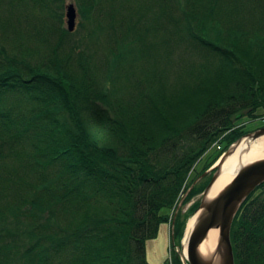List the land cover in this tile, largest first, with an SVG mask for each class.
<instances>
[{"label":"trees","instance_id":"trees-1","mask_svg":"<svg viewBox=\"0 0 264 264\" xmlns=\"http://www.w3.org/2000/svg\"><path fill=\"white\" fill-rule=\"evenodd\" d=\"M78 6L92 33L113 13L104 62L65 45L63 2L0 0V264H150L195 164L264 116V0ZM230 242L264 264V181Z\"/></svg>","mask_w":264,"mask_h":264},{"label":"rangeland","instance_id":"rangeland-1","mask_svg":"<svg viewBox=\"0 0 264 264\" xmlns=\"http://www.w3.org/2000/svg\"><path fill=\"white\" fill-rule=\"evenodd\" d=\"M60 1L63 2L64 12L62 27L67 30L68 33L70 32V35L67 36L64 42L65 45L74 44L77 50H84L90 53L91 58H94L96 62H104L103 60L108 57V54L110 55L108 47H111L112 45L109 41V35L114 31L110 24L113 21V13L111 16L110 14L108 16H104L105 21L103 20V25L99 29L95 30L97 31L96 33L95 31L92 33L90 32V28H88L86 21H84L81 17L78 0H52V2L56 5H59ZM69 4H72L76 10L75 26L71 31L67 28L65 15ZM106 7H108V5H106ZM107 9L110 11L109 8ZM154 9L156 10L157 8L154 7ZM82 21H84V25L80 23ZM64 29L60 30L63 31ZM261 112L262 111H258V115L255 117L241 116L235 120L236 127H240V130L243 131V134L239 136L240 138L246 133L258 130L264 126V116L259 115ZM226 135L227 132L223 133L220 137L222 141L219 142L216 140L210 149L195 164V168L189 175V178H191L196 174L193 177L195 179L191 178L193 181L188 189L179 195L180 198L175 210L169 209L167 211L168 218L166 221L160 223L157 235L146 241V258L150 264L170 263L174 251L180 255L183 264L187 261L186 256H184L182 252L187 222L191 216L198 212L197 209L202 198H204V196L207 195L211 189L212 185L208 189L207 193L204 191L212 180L214 174L217 172L219 168L218 164L227 149L225 148L221 150L222 144L225 145L227 143V140L225 141ZM218 151H220L219 154H217ZM194 188V193L189 195V192ZM176 216H179L183 222V227L179 237H177V234L180 227L177 223L175 226Z\"/></svg>","mask_w":264,"mask_h":264},{"label":"water","instance_id":"water-1","mask_svg":"<svg viewBox=\"0 0 264 264\" xmlns=\"http://www.w3.org/2000/svg\"><path fill=\"white\" fill-rule=\"evenodd\" d=\"M76 10L72 4L66 9V23L68 30L75 26ZM264 135V126L258 130L246 133L231 143L226 149L218 166L228 157L244 139L254 140ZM205 188V193L220 174V169ZM264 181V158L250 162L235 175V177L213 198H202L197 209L198 215L188 236L186 259L184 264H235L230 229L232 221L248 195L257 185ZM211 228L218 229L217 244L209 253H202L200 245Z\"/></svg>","mask_w":264,"mask_h":264},{"label":"bare ground","instance_id":"bare-ground-1","mask_svg":"<svg viewBox=\"0 0 264 264\" xmlns=\"http://www.w3.org/2000/svg\"><path fill=\"white\" fill-rule=\"evenodd\" d=\"M244 139L233 150V152L226 157L223 163L220 165V174L213 182L210 191L205 196L206 199L216 196L245 166L246 164L264 158V135H261L254 140ZM197 213L190 217L186 226V234L183 239L182 252L186 256L188 236L191 228L197 217ZM218 229L211 228L202 244L200 245V251L202 253L211 252L217 244Z\"/></svg>","mask_w":264,"mask_h":264}]
</instances>
